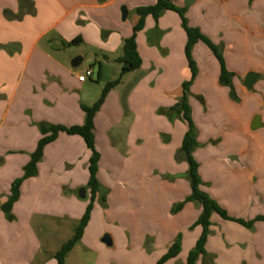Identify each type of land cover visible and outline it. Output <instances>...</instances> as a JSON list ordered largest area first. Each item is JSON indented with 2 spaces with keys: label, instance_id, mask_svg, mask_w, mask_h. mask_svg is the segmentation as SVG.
I'll return each mask as SVG.
<instances>
[{
  "label": "crops",
  "instance_id": "obj_1",
  "mask_svg": "<svg viewBox=\"0 0 264 264\" xmlns=\"http://www.w3.org/2000/svg\"><path fill=\"white\" fill-rule=\"evenodd\" d=\"M156 1L0 0V264H58L57 252L73 238L92 199V153L84 139L61 133L46 146L37 176L23 182L14 220L2 206L43 137L39 124L85 123L82 106H92L121 72L116 59L134 33L137 9ZM186 1L176 4L187 9L191 27L222 48L239 98L233 100L220 84L219 60L198 42L190 105L199 132L194 157L202 189L230 217L253 221L264 216V0ZM74 40L80 42L68 45ZM187 41L174 11L158 20L148 17L137 34L141 68L124 76L95 117L98 180L107 206L94 203L65 264H120V251L158 264L179 236L181 253L165 264H186L195 248L202 228L192 227L201 205L189 202L172 212L192 194L189 165L177 159L188 128L170 111L192 77ZM81 47L96 60L89 67L93 76L84 82L79 77L89 68L71 65L78 56L73 49ZM79 56L84 63L85 53ZM250 73L261 76L251 92L244 86ZM245 104L250 112L242 123ZM256 116L263 126L254 130ZM106 235L112 246L103 242ZM206 249L197 264H264V221L246 227L216 214Z\"/></svg>",
  "mask_w": 264,
  "mask_h": 264
},
{
  "label": "trees",
  "instance_id": "obj_2",
  "mask_svg": "<svg viewBox=\"0 0 264 264\" xmlns=\"http://www.w3.org/2000/svg\"><path fill=\"white\" fill-rule=\"evenodd\" d=\"M250 1L253 2L254 0ZM186 10L187 9L185 7H179L174 0H157L156 4L153 6L138 8L136 11L138 15V22L134 27V33L130 38L124 41L123 55L116 59V62L122 66L121 72L116 79L108 82L104 86L99 99L92 106H82V109L85 112V123L83 125L71 127L45 122L39 124V129L43 137L40 139L37 149L31 155V161L24 168L23 177L14 181L11 188V194L2 206V211L5 213L9 221L14 220L12 210L15 203H17L21 197V186L23 182L29 178L37 176L39 163L43 159L46 146L55 142L61 133L82 137L88 149L92 153L89 162L90 180L88 184V188L90 189L92 195L91 203L88 206L85 215L81 219L79 226L75 229L73 238L65 243L57 252L56 260L58 261V264H65L68 254L81 241L85 229L90 221L94 203L98 201L103 207L107 206V193L104 192L103 187L98 180L101 156L96 148L95 117L101 111L108 94L123 82L124 76L141 68L142 58L138 51L137 34L145 28L147 18L152 17L155 20H158L166 11H174L181 17L182 25L188 38L186 56L192 73L191 79L183 84L182 98L170 110L171 114L177 115L188 128L180 153L177 155V159H184L188 163L189 169L186 176L192 188V194L183 202L177 204L173 208L172 212H179L184 205L189 202L198 203L202 207V213L192 227H201L202 233L195 248L190 251L186 264H197L201 257L207 255L206 246L211 234L212 218L214 215L217 214L225 220L234 221L246 227H252L257 221H264V216H259L255 220L248 222L230 217L228 213L218 204V202L202 189L203 180L199 172L200 165L194 157V150L198 146L199 132L193 120L192 108L190 105L191 87L198 75L197 64L193 58V49L198 42H204L219 60L221 64L220 84L230 89V95L233 100L239 101V98L233 84L234 74L229 72L226 67L222 48L217 46L208 37L202 34L200 29L193 28L189 25L188 19L186 18ZM78 42H80V40H74L68 45H74ZM99 64L101 63L99 62ZM181 241L182 237L179 236L174 244H172L168 252L158 261V264H165L166 262L178 257L182 249Z\"/></svg>",
  "mask_w": 264,
  "mask_h": 264
},
{
  "label": "water",
  "instance_id": "obj_3",
  "mask_svg": "<svg viewBox=\"0 0 264 264\" xmlns=\"http://www.w3.org/2000/svg\"><path fill=\"white\" fill-rule=\"evenodd\" d=\"M186 4L189 5L190 2L189 0L186 1ZM122 13H123V20H126L128 17V10L127 8H123L122 9ZM84 58L81 56H78L76 58L73 59L71 65L72 68L74 69H78L82 64H83ZM260 75L259 74H255V73H250L248 74V76L245 79L244 82V86L246 87V89L248 91H253V88L255 86V84L257 83V81L260 79ZM263 126L262 122H261V116H256L252 122V129L257 130L259 128H261ZM79 196L83 199L86 198L87 196V190L82 188L79 192ZM0 210H1V201H0ZM103 242L105 244H107L108 246H112V239L110 235H106L103 239Z\"/></svg>",
  "mask_w": 264,
  "mask_h": 264
},
{
  "label": "rangeland",
  "instance_id": "obj_4",
  "mask_svg": "<svg viewBox=\"0 0 264 264\" xmlns=\"http://www.w3.org/2000/svg\"><path fill=\"white\" fill-rule=\"evenodd\" d=\"M73 52L75 55H80L81 52L85 53V62L77 69L79 71H86L87 68L90 67V65L95 66L96 65V60L94 58H92V56L85 51V49H83V47L81 48H74ZM77 56V57H78ZM248 103V102H247ZM242 111V112H241ZM240 111V121L243 123L247 118H248V114H249V107L247 106V104H245ZM248 112V113H247ZM169 118V116H167ZM126 253L123 254L122 251H120V253L116 254L117 256H119V262L120 264H150L149 260L146 258L145 260H143V256H137L135 254V256H125ZM117 262V261H116ZM118 263V262H117Z\"/></svg>",
  "mask_w": 264,
  "mask_h": 264
},
{
  "label": "built area",
  "instance_id": "obj_5",
  "mask_svg": "<svg viewBox=\"0 0 264 264\" xmlns=\"http://www.w3.org/2000/svg\"><path fill=\"white\" fill-rule=\"evenodd\" d=\"M174 1H175L176 3H179V2H181L182 0H174ZM93 74H94V70H93L92 68H89V69L87 70V72H86L85 75L79 77V80L82 81V82H84L87 78L93 76Z\"/></svg>",
  "mask_w": 264,
  "mask_h": 264
}]
</instances>
